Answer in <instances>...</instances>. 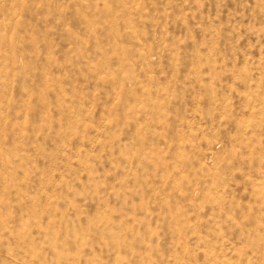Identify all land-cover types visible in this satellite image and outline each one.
<instances>
[{
  "label": "rangeland",
  "instance_id": "obj_1",
  "mask_svg": "<svg viewBox=\"0 0 264 264\" xmlns=\"http://www.w3.org/2000/svg\"><path fill=\"white\" fill-rule=\"evenodd\" d=\"M0 264H264V0H0Z\"/></svg>",
  "mask_w": 264,
  "mask_h": 264
}]
</instances>
